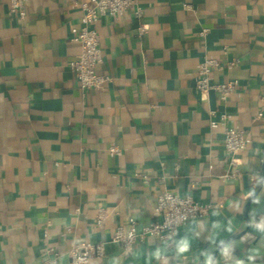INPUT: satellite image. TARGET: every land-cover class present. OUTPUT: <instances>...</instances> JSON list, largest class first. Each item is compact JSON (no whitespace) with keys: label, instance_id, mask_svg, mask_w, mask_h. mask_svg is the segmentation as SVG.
<instances>
[{"label":"crops","instance_id":"obj_1","mask_svg":"<svg viewBox=\"0 0 264 264\" xmlns=\"http://www.w3.org/2000/svg\"><path fill=\"white\" fill-rule=\"evenodd\" d=\"M82 1L26 0L19 23L0 0V264H42L48 251L67 264L80 241L106 242L91 264H264V0H135L140 19L102 17L110 80L90 91L68 67ZM206 58L212 82L238 83L226 103L196 87ZM213 110L249 139L233 168ZM164 190L222 208L170 242H110L130 219L154 220Z\"/></svg>","mask_w":264,"mask_h":264},{"label":"built area","instance_id":"obj_2","mask_svg":"<svg viewBox=\"0 0 264 264\" xmlns=\"http://www.w3.org/2000/svg\"><path fill=\"white\" fill-rule=\"evenodd\" d=\"M78 6L81 16L78 24L70 29L69 42L79 47V53L68 64V67L81 90H96L110 80L101 71L103 52L96 24L104 16L119 20L132 8L133 16L136 19L141 18L142 12L140 8L136 7L135 0H85L80 2ZM9 7L19 23L26 20V0H10ZM146 33V28L140 25L138 27L139 38H143ZM217 67L218 63L215 60L204 59L198 66L196 87L202 92L214 91L219 100L226 103L230 95L237 89L238 83L236 80H227L222 83L212 82L210 74ZM210 115V128H223V145L227 156V165L233 168L236 166L237 156L243 152L249 139L243 132L227 125L228 115L225 111L213 110ZM261 116L262 113H259L257 117ZM111 153L118 154L119 150L112 148ZM220 208H222L221 204H200L191 196H181L164 190L156 197L154 220L138 229L136 222L130 219L127 226H119L114 230L110 242L121 245L128 252L140 241L148 238L160 242H170L180 227L187 222L203 218L211 210ZM103 220L104 214L100 212L97 224L101 226ZM105 247L106 242L80 241L73 243L68 250L69 260L67 264H91L92 260H100L104 257ZM42 264H58L57 256L55 254L52 256L51 251H48L47 258Z\"/></svg>","mask_w":264,"mask_h":264},{"label":"clouds","instance_id":"obj_3","mask_svg":"<svg viewBox=\"0 0 264 264\" xmlns=\"http://www.w3.org/2000/svg\"><path fill=\"white\" fill-rule=\"evenodd\" d=\"M251 195H252V193L250 192L249 193V196H251ZM256 227L259 228V229H264V221H261V223L260 224H257ZM188 247H189V245H188V242L187 241L182 242L180 244V246H179V252L183 253V252L188 251ZM228 251H229V248L226 247L224 249L225 254H227ZM253 258L254 257H251V256L249 257L250 260L253 259ZM207 264H215V262L212 260L211 257H209V259L207 261ZM237 264H243V261H237Z\"/></svg>","mask_w":264,"mask_h":264}]
</instances>
